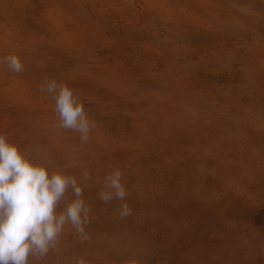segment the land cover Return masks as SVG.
Returning a JSON list of instances; mask_svg holds the SVG:
<instances>
[{"label": "rangeland", "instance_id": "1", "mask_svg": "<svg viewBox=\"0 0 264 264\" xmlns=\"http://www.w3.org/2000/svg\"><path fill=\"white\" fill-rule=\"evenodd\" d=\"M0 134L90 209L29 264H264V0H0Z\"/></svg>", "mask_w": 264, "mask_h": 264}, {"label": "clouds", "instance_id": "2", "mask_svg": "<svg viewBox=\"0 0 264 264\" xmlns=\"http://www.w3.org/2000/svg\"><path fill=\"white\" fill-rule=\"evenodd\" d=\"M7 60L12 70H21L18 58ZM41 91L49 93L55 101L60 126L79 132L86 142L90 124L73 90L64 83L49 80ZM119 181V172L105 177L104 190L100 193L103 201L113 198L107 189L114 190L115 197L123 200L125 193ZM69 190L71 198L59 208ZM89 211L73 176L34 162L0 134V264H29L30 257L42 260L56 247L68 224L85 236ZM127 212L123 206V213ZM76 264L86 261L78 258Z\"/></svg>", "mask_w": 264, "mask_h": 264}]
</instances>
